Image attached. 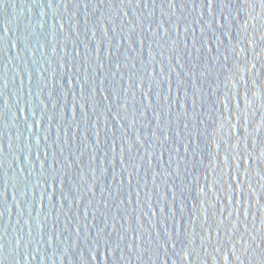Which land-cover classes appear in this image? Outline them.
Wrapping results in <instances>:
<instances>
[{
    "label": "water",
    "instance_id": "95a60500",
    "mask_svg": "<svg viewBox=\"0 0 264 264\" xmlns=\"http://www.w3.org/2000/svg\"><path fill=\"white\" fill-rule=\"evenodd\" d=\"M0 264H264V0H0Z\"/></svg>",
    "mask_w": 264,
    "mask_h": 264
}]
</instances>
